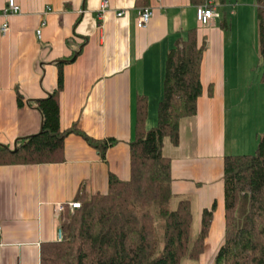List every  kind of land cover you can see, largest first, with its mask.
Wrapping results in <instances>:
<instances>
[{
	"label": "crops",
	"instance_id": "crops-1",
	"mask_svg": "<svg viewBox=\"0 0 264 264\" xmlns=\"http://www.w3.org/2000/svg\"><path fill=\"white\" fill-rule=\"evenodd\" d=\"M6 1L0 0V26L8 23V30L0 31V144L12 147L19 137L39 131L41 114L33 100L54 90L55 61L74 53V60L62 65L60 128L76 125L92 138L116 142L102 159L83 137L70 133L59 161L0 165V264H40L41 244L57 240V229L72 212L68 203L76 195L106 193L109 173L129 178L137 98L147 99L145 127L155 126L167 52L192 28L205 43L202 94L196 113L179 122L178 144L166 137L162 152L171 160L175 201L190 200L196 232L202 210L216 203L197 259L200 264L213 261L224 242V156L237 154L231 152L235 146H252L251 141H235L243 132L248 137L249 125L252 129L248 115L253 113L254 73L248 63H241L245 55L226 53L227 33L218 16L200 25L198 5L190 0H108L101 15L102 0H15L17 14L4 13ZM143 6L154 13L147 27L139 28L136 11ZM119 11L124 14L117 16ZM227 141L232 143L228 146ZM58 203L66 210L58 213Z\"/></svg>",
	"mask_w": 264,
	"mask_h": 264
},
{
	"label": "trees",
	"instance_id": "trees-1",
	"mask_svg": "<svg viewBox=\"0 0 264 264\" xmlns=\"http://www.w3.org/2000/svg\"><path fill=\"white\" fill-rule=\"evenodd\" d=\"M201 5L209 0H190ZM212 6L225 0H210ZM258 45L264 84V0H256ZM228 24L223 22V26ZM205 48L196 28L178 39L166 55L163 96L157 122L145 127L147 99L136 104L135 138L129 143L130 175H108L106 193L79 194L80 207L64 215L61 240L44 242L40 264H181L203 252L216 203L204 208L199 229L193 235L194 217L188 198L171 191V160L162 152L164 138L179 142L181 118L194 115L202 94L200 62ZM76 57L57 60V84L45 97L33 100L41 114L37 133L19 137L14 146L0 144V165L36 164L62 159L65 137L75 133L94 147L102 159L116 139H95L76 125L61 130L59 93L62 65ZM21 105V96H17ZM224 242L214 264H264V131L250 154H228L223 159ZM66 210V207L64 208ZM156 217L162 220V244L158 249ZM194 236V237H193Z\"/></svg>",
	"mask_w": 264,
	"mask_h": 264
},
{
	"label": "rangeland",
	"instance_id": "rangeland-1",
	"mask_svg": "<svg viewBox=\"0 0 264 264\" xmlns=\"http://www.w3.org/2000/svg\"><path fill=\"white\" fill-rule=\"evenodd\" d=\"M256 0H225L224 4H216L218 8L217 20L221 27L226 31L225 51L226 53L234 52L240 53V57L246 56L241 60V63H248L250 69L254 72L253 78V98L252 105L253 113L248 115L252 117V129L249 125L248 128L251 130L248 137L244 134L243 137H239L235 142L245 143L251 141L252 146L248 149H241V146L233 149V153L237 154H250L253 153L257 147L260 135L264 131V84L261 81L262 73V59L259 53L258 45V20L256 15ZM227 22V26H223V22ZM240 39V40H239ZM239 40V41H238ZM262 89H261V88ZM249 122V119H247ZM247 123V122H246ZM243 124V123H241ZM240 124V125H241ZM247 138V139H246ZM254 142V143H253ZM231 141H227L229 146ZM240 145V144H239ZM227 152H230L227 149ZM71 213V212H70ZM156 235L158 241V249L161 248L162 244V220L156 217ZM196 234L195 226L193 228V235ZM194 237V236H193ZM181 264H200L196 259L183 258ZM207 264H214V260L211 259Z\"/></svg>",
	"mask_w": 264,
	"mask_h": 264
},
{
	"label": "built area",
	"instance_id": "built-area-1",
	"mask_svg": "<svg viewBox=\"0 0 264 264\" xmlns=\"http://www.w3.org/2000/svg\"><path fill=\"white\" fill-rule=\"evenodd\" d=\"M211 4H212V1L209 0V2L198 5L196 8V20L202 26L208 25L212 20L215 19V17L218 16L215 10V7L212 6ZM108 7H109L108 0H102L99 4L100 15L105 13ZM3 11L5 14H17L20 12V6L16 3L15 0H7L5 7L3 8ZM153 13H154L153 8L150 6L139 7L136 11V17H135L136 25L139 28L147 27V25L149 24L153 16ZM123 14H124V11H119L117 12L116 15L121 16ZM43 25H44V22L41 23V26ZM7 30H8V23L4 22L0 26V31L5 33ZM40 32H41L40 28L36 30V33L38 36L40 35ZM68 204L71 210H74L80 207L79 201H72ZM64 208H65L64 204L58 203L56 205V211L58 213L64 211ZM1 229H2V226L0 224V232H1ZM62 236H63V232L61 228L59 227L57 229L56 239L61 240Z\"/></svg>",
	"mask_w": 264,
	"mask_h": 264
},
{
	"label": "water",
	"instance_id": "water-1",
	"mask_svg": "<svg viewBox=\"0 0 264 264\" xmlns=\"http://www.w3.org/2000/svg\"><path fill=\"white\" fill-rule=\"evenodd\" d=\"M15 144H16V142L14 143V149L16 148V147H15Z\"/></svg>",
	"mask_w": 264,
	"mask_h": 264
}]
</instances>
